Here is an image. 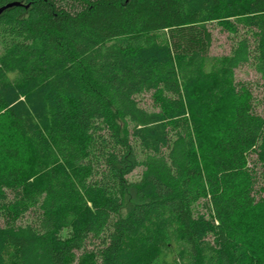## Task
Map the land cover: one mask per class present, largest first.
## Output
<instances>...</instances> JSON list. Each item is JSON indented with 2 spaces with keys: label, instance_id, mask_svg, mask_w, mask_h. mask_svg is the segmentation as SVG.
Listing matches in <instances>:
<instances>
[{
  "label": "trees",
  "instance_id": "1",
  "mask_svg": "<svg viewBox=\"0 0 264 264\" xmlns=\"http://www.w3.org/2000/svg\"><path fill=\"white\" fill-rule=\"evenodd\" d=\"M6 4L0 264H264V116L235 82L264 76V0ZM213 22L246 31L231 55H209Z\"/></svg>",
  "mask_w": 264,
  "mask_h": 264
},
{
  "label": "rangeland",
  "instance_id": "2",
  "mask_svg": "<svg viewBox=\"0 0 264 264\" xmlns=\"http://www.w3.org/2000/svg\"><path fill=\"white\" fill-rule=\"evenodd\" d=\"M209 28L212 31V46L211 50L209 51V55L221 58V56L231 55V52L238 44V39L242 36L247 35L246 31L243 30L241 27H238V33H231L227 29L218 26L217 23L213 22L209 24ZM250 61L247 64H241L237 67L236 70V78L235 82L239 83L238 85L242 87H246L250 94L252 100V108L261 116H264V76L260 75L256 69H254L253 65ZM154 92L146 91L143 92L141 95L136 97V101L138 102L139 106L145 107L146 109L155 110L158 107L157 101L155 100ZM123 124V123H122ZM123 128L125 124L121 125ZM122 128V127H121ZM140 156V154H139ZM143 156H140L142 159ZM257 153L256 151H252L249 155L248 165L250 170L253 172L254 177L257 178V182L253 188V192L255 193L257 199L262 198L264 199V180L260 176V172L263 171V166L257 160ZM143 169L142 168H135L134 171L128 177L129 181H136L140 180L142 176ZM11 201V197L8 196V199L3 201L0 200V225H6L9 222V216L7 214V209L9 203ZM198 211L207 212V209L204 206L203 201L196 206ZM34 219V216L30 213H27L21 219H17L15 224L23 225L25 223H30ZM91 244H88L86 247L87 251L92 250ZM79 251L77 256H80ZM78 261V260H77ZM75 261V262H77Z\"/></svg>",
  "mask_w": 264,
  "mask_h": 264
},
{
  "label": "water",
  "instance_id": "3",
  "mask_svg": "<svg viewBox=\"0 0 264 264\" xmlns=\"http://www.w3.org/2000/svg\"><path fill=\"white\" fill-rule=\"evenodd\" d=\"M7 6H12V4H6V5L2 6V7L0 8V14H1L2 10H3L5 7H7Z\"/></svg>",
  "mask_w": 264,
  "mask_h": 264
}]
</instances>
